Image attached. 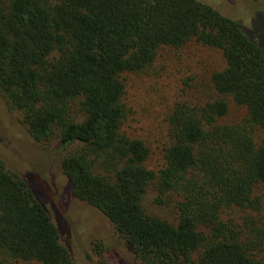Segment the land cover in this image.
Returning a JSON list of instances; mask_svg holds the SVG:
<instances>
[{
    "label": "trees",
    "instance_id": "1",
    "mask_svg": "<svg viewBox=\"0 0 264 264\" xmlns=\"http://www.w3.org/2000/svg\"><path fill=\"white\" fill-rule=\"evenodd\" d=\"M249 18L201 0H0L1 95L33 141L61 150L70 196L135 264H264V13ZM190 43L225 66L210 99L174 106L154 169L124 130L127 77ZM228 99L245 112L236 124L223 123ZM149 191L172 221L148 212ZM11 262L74 264L31 184L0 160V264Z\"/></svg>",
    "mask_w": 264,
    "mask_h": 264
},
{
    "label": "rangeland",
    "instance_id": "2",
    "mask_svg": "<svg viewBox=\"0 0 264 264\" xmlns=\"http://www.w3.org/2000/svg\"><path fill=\"white\" fill-rule=\"evenodd\" d=\"M231 19H240L250 29V18L264 13V0H201ZM247 10V11H244ZM255 26L264 40V20ZM225 66L216 50L190 43L182 49L162 48L156 61L144 74L128 75L125 105L128 111L125 133L144 141L149 149L148 166L162 164V150L170 143L168 118L181 102L202 103L212 97L210 75ZM225 124H236L245 117L244 109L227 100ZM0 93V160L5 169L31 184L52 222L59 228L74 264H135L134 256L109 221L97 210L72 198L61 166V150L46 148L33 141ZM262 194V192H259ZM264 199V194H262ZM148 192L144 206L168 220L176 216L169 206L153 205ZM9 264H26L11 262ZM37 264V263H29Z\"/></svg>",
    "mask_w": 264,
    "mask_h": 264
}]
</instances>
